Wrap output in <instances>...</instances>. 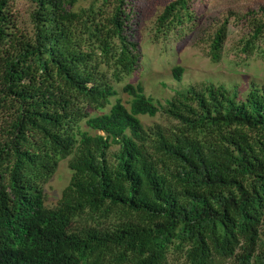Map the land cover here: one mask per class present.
Instances as JSON below:
<instances>
[{"label": "trees", "instance_id": "obj_1", "mask_svg": "<svg viewBox=\"0 0 264 264\" xmlns=\"http://www.w3.org/2000/svg\"><path fill=\"white\" fill-rule=\"evenodd\" d=\"M24 1L30 28L0 0V264H264V82L194 84L165 104L127 84L129 106L112 103L111 78L142 68L138 0ZM194 4L166 1L153 40L196 30ZM239 21L245 54L264 58V4ZM228 33L226 17L208 35L215 63Z\"/></svg>", "mask_w": 264, "mask_h": 264}, {"label": "rangeland", "instance_id": "obj_2", "mask_svg": "<svg viewBox=\"0 0 264 264\" xmlns=\"http://www.w3.org/2000/svg\"><path fill=\"white\" fill-rule=\"evenodd\" d=\"M166 1L168 0H138L139 12L132 21L131 33L140 44L142 68L125 76L119 83L111 78L118 91L112 103L120 98L129 106L132 96L124 91L127 84L143 85L147 96L152 97L157 104H165L176 91L194 84L237 86L241 93H246L253 80L264 82V58L259 53L249 56L245 54L241 40L248 34L247 21L238 22V17L250 9H257L258 5L264 4V0H195L197 29L184 39L161 38L155 42L153 36L156 33V19ZM89 2L90 0H80L77 6H86ZM14 12L18 24L30 28L32 22L29 4L24 0H14ZM226 17L229 18L228 38L222 59L215 63L206 55L207 38ZM176 66L184 67L180 80L173 74ZM139 117L146 125L165 121L161 113L155 117ZM84 129L87 128L84 126ZM70 178L68 159L62 160L55 175L44 185L48 206L56 205Z\"/></svg>", "mask_w": 264, "mask_h": 264}]
</instances>
